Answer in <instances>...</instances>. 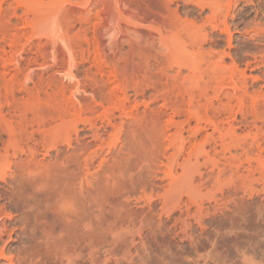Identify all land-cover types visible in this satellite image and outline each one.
I'll return each mask as SVG.
<instances>
[{"label":"rangeland","instance_id":"1","mask_svg":"<svg viewBox=\"0 0 264 264\" xmlns=\"http://www.w3.org/2000/svg\"><path fill=\"white\" fill-rule=\"evenodd\" d=\"M1 104L0 264H264V0H0Z\"/></svg>","mask_w":264,"mask_h":264},{"label":"bare ground","instance_id":"2","mask_svg":"<svg viewBox=\"0 0 264 264\" xmlns=\"http://www.w3.org/2000/svg\"><path fill=\"white\" fill-rule=\"evenodd\" d=\"M8 63H6V65H7ZM5 65V66H6ZM5 74V73H4ZM11 84H13V82L11 83ZM14 85V84H13ZM13 85H11L12 86V88H10L11 90H9L8 88H7V86H5V90H6V95H8V94H11V96L10 97H14V96H12V95H14L15 94V92H14V90H15V86L13 87ZM14 88V89H13ZM2 89V88H1ZM18 89V88H17ZM21 89V88H20ZM23 89V88H22ZM21 89V90H22ZM19 90V89H18ZM20 90V91H21ZM2 92V91H1ZM38 93L39 92H37V95H38ZM36 95V93H35V95H34V92H31L30 93V99L28 100V101H26V102H23L22 103V106L19 104V102L17 103L16 101L13 103V105H15V107L17 108V109H20L19 111H21V113H22V115L20 114V117L22 118L21 119V121H23V117H25L26 115H27V113L30 111V112H33V111H35V109L37 108V103H36V100H37V98L36 97H38ZM5 96V95H4ZM7 99H8V96L6 97ZM6 99V100H7ZM7 103H8V101H6ZM4 105V104H3ZM2 104L0 105V115H1V111H2V108H4V106H3ZM21 107H22V109H21ZM3 114V113H2ZM3 116V115H2ZM23 116V117H22ZM2 118V117H1ZM4 119V118H3ZM1 120V119H0ZM24 120H26L25 118H24ZM20 121V124L18 125L19 126V128H21V126L22 127H24L27 123H25L26 121H24L23 122V124H24V126H23V124L21 125V122ZM5 122V121H4ZM4 122H2L3 124H4ZM28 122V121H27ZM9 123V122H8ZM6 124V123H5ZM21 125V126H20ZM9 126H7V128H8ZM94 128V127H93ZM21 130H22V132H23V129L21 128L20 129V132H21ZM11 132V131H10ZM22 134V133H21ZM13 140V139H12ZM13 142H14V140H13ZM12 142V144H14ZM14 146V145H13ZM16 147V146H15ZM17 149V148H16ZM16 149H15V151H16ZM14 151V150H13ZM18 151V150H17ZM8 153V152H7ZM19 153V152H18ZM14 154H16V153H14ZM17 155V154H16ZM14 156V155H13ZM33 158V157H32ZM24 160V159H23ZM10 163V162H9ZM14 163V162H13ZM27 163V162H26ZM25 163V164H26ZM34 162H32V164H33ZM27 165V164H26ZM24 166V165H23ZM40 166H42V165H40ZM11 167V166H10ZM30 168V167H29ZM38 168V167H37ZM33 169V168H32ZM31 170V169H30ZM41 170H43V169H41ZM28 171H29V169H28ZM35 171V170H34ZM27 172V171H26ZM18 174V173H17ZM23 174V173H22ZM7 177V176H6ZM11 177V176H10ZM9 178V177H8ZM251 178V177H250ZM13 180V179H12ZM32 180V179H31ZM30 181V180H29ZM250 181H251V179H250ZM7 182V181H6ZM9 183V182H8ZM6 185H7V183H5ZM31 184V183H30ZM29 185V184H28ZM15 186V185H14ZM7 187V186H6ZM11 187V186H10ZM9 186H8V188H10ZM33 187V186H32ZM41 187V186H40ZM7 188V189H8ZM29 188V187H28ZM46 188V187H45ZM5 189V188H4ZM6 189V190H7ZM11 189H12V187H11ZM14 189V188H13ZM42 189V188H41ZM43 189H44V187H43ZM28 190V189H27ZM32 190V189H31ZM40 190V189H39ZM14 191V190H13ZM8 192H10V190H8ZM29 192H30V190H29ZM36 192V191H35ZM39 192V191H38ZM13 194V193H12ZM1 195V194H0ZM6 195V194H5ZM7 196V195H6ZM16 198V197H15ZM4 199V198H3ZM9 200V199H8ZM17 200V199H16ZM16 203H17V201H16ZM259 203V202H258ZM263 203V202H262ZM29 207V206H28ZM245 207V206H244ZM263 208L264 207H262V210H263ZM254 209V208H253ZM249 210V209H248ZM254 211V210H253ZM255 211H257V210H255ZM264 211V210H263ZM257 212H259V211H257ZM255 214V213H254ZM255 215H257V214H255ZM254 215V216H255ZM261 215V214H260ZM259 215V216H260ZM263 215H264V213H263ZM250 217V216H249ZM256 219H257V217H256ZM260 221V220H259ZM262 222V221H261ZM259 223V222H258Z\"/></svg>","mask_w":264,"mask_h":264}]
</instances>
